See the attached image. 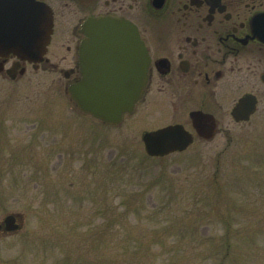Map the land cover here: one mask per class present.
<instances>
[{
    "label": "rangeland",
    "instance_id": "1",
    "mask_svg": "<svg viewBox=\"0 0 264 264\" xmlns=\"http://www.w3.org/2000/svg\"><path fill=\"white\" fill-rule=\"evenodd\" d=\"M150 109L105 125L55 71L0 76V221L22 224L0 264H264V97L160 157L141 139L166 122Z\"/></svg>",
    "mask_w": 264,
    "mask_h": 264
},
{
    "label": "flooded vegetation",
    "instance_id": "2",
    "mask_svg": "<svg viewBox=\"0 0 264 264\" xmlns=\"http://www.w3.org/2000/svg\"><path fill=\"white\" fill-rule=\"evenodd\" d=\"M39 1L52 12L45 53L30 61L0 49V76L17 80L29 71H55L81 113L88 114L78 108L69 86L82 77L79 48L90 17L131 22L145 47L146 80L132 110L123 115L149 107L166 120L158 127L180 124L192 143L209 141L232 117L240 97L253 94L256 110L264 97V0ZM11 9L12 1L0 0V24ZM14 216L16 229L8 231L1 220L0 236L21 228L19 214Z\"/></svg>",
    "mask_w": 264,
    "mask_h": 264
},
{
    "label": "water",
    "instance_id": "3",
    "mask_svg": "<svg viewBox=\"0 0 264 264\" xmlns=\"http://www.w3.org/2000/svg\"><path fill=\"white\" fill-rule=\"evenodd\" d=\"M0 24V49L19 58L36 60L46 51L52 30L50 7L38 0H12V9ZM80 43L81 79L69 91L84 112L116 124L132 110L146 80L147 54L133 24L114 17H90ZM256 109V97L245 94L231 110L236 121L248 120ZM211 138L213 130L206 134ZM142 141L150 156H163L185 149L191 134L180 124L144 131ZM14 230V215L4 218Z\"/></svg>",
    "mask_w": 264,
    "mask_h": 264
}]
</instances>
